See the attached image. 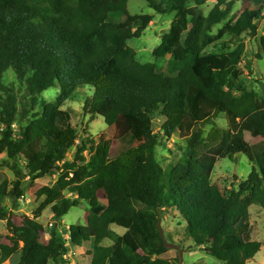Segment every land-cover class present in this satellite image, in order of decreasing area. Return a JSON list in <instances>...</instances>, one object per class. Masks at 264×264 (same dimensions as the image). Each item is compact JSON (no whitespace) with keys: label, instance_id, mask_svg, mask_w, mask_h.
Segmentation results:
<instances>
[{"label":"trees","instance_id":"16d2710c","mask_svg":"<svg viewBox=\"0 0 264 264\" xmlns=\"http://www.w3.org/2000/svg\"><path fill=\"white\" fill-rule=\"evenodd\" d=\"M129 1L0 0V155L7 153L18 177L11 191L6 183L0 187V220L7 221L8 239L16 243L0 242L1 262L19 255L17 264H65L69 252L57 226L45 240L42 223L25 218L16 224L3 205L6 196L16 203L24 195L22 163L32 180L59 173L53 186L37 191L38 198L45 197L41 209L49 208L57 222L81 202L89 204L86 222L92 235L72 227L74 246L90 243L94 257L93 250L111 236L113 225L126 230L105 252V264H171L164 258L168 246L160 227L165 208H175L189 238L220 262L248 264L261 251L262 244L252 239L250 207L264 208V91L235 84L245 74L243 43L222 53L206 50L213 43L212 29L227 18L234 2L250 7L227 32L256 36L264 0H218L208 17L188 7L191 1L200 6L205 0H164L165 7L159 0H145L159 14L175 12L154 52L156 59L179 53L167 73L155 63H140L128 46L153 20L152 15L130 14ZM261 48L264 53V35ZM10 69L26 83L34 105H40L18 131L13 128L17 97L4 83ZM56 86V102H40ZM82 88L93 90L85 110L103 117L110 132L82 139L69 162L66 154L79 135L62 107ZM156 113L165 119L159 132L153 127ZM219 116L228 120L227 131L215 127L206 135L202 126ZM246 128L260 139L246 142ZM174 134L185 141L186 150L167 171L156 150L164 137ZM113 141L120 148L115 158ZM239 154L257 168L237 189L224 193L212 183L213 172L220 159L235 161Z\"/></svg>","mask_w":264,"mask_h":264},{"label":"rangeland","instance_id":"374dc122","mask_svg":"<svg viewBox=\"0 0 264 264\" xmlns=\"http://www.w3.org/2000/svg\"><path fill=\"white\" fill-rule=\"evenodd\" d=\"M231 1L228 0V2ZM159 2L165 7L164 0H159ZM217 3L218 0H205L204 4L197 6L194 1H191L188 7L196 8L202 16L208 17ZM226 7L227 5L224 6V9ZM249 7L250 4L248 2H234L227 18L212 29L210 34L213 43L206 50V53L216 54L232 51L239 43H243L245 45V54L241 67L245 70V74L235 84L238 87H244L249 91L262 94L264 91V53L261 48V38L264 35V16L257 22L258 31L254 37L249 33L236 37L230 35L226 29L229 24H234ZM128 12L132 15L148 14L153 16L152 22L143 35L140 38L129 40L128 46L135 50L137 60L140 63H155L161 71L167 73L169 62L176 60L179 57V53L167 55L162 59H156L154 52L160 46L163 35L170 30L175 18V12L159 14L150 8L148 2L145 0H130ZM113 18L118 19L119 16L113 15ZM258 56L262 58L258 59ZM4 83L7 87L14 90L17 97L18 115L13 128L15 131H18L22 124H25L40 110V105H34L26 90V83L20 82L12 69L6 73ZM59 95V86L53 87L40 96V102H56ZM92 96V89L82 88L75 99L67 101L62 107L71 114L72 124L77 129L79 135L77 144L68 150L66 161L73 162L75 160L77 147L80 145L82 139H97L103 135H108L110 132L109 126L103 117H92L85 110L86 102ZM164 123L165 119L159 113L153 116V127L156 132L162 130ZM215 127L227 131L228 120L224 116H219L218 119L214 120L212 125L202 126L206 135ZM244 134L245 140L249 144L260 139V136H257L249 128L245 129ZM109 137H111V140L113 139L112 135H109ZM223 141H227V134H225ZM185 150V141L178 134H174L170 138H163L161 145L156 150V156L164 170L169 171L179 162ZM119 151L118 144L113 141L111 158H115L119 154ZM12 164L13 161L8 158L7 153L0 155V187L6 183L8 191H11L14 184L18 181V177L11 167ZM20 166L22 169L21 175H24L20 180V187L24 189V195L16 203L8 196L3 200V205L8 208L13 222L20 224L25 218H36L44 227L43 235L45 240L46 238L49 239L50 229L54 225L57 226L58 231L64 236L69 246V252L65 256V264H105L103 262L105 252L114 243V239L118 236H123L126 230L113 225L111 227V236L105 239L95 251L93 250L94 257H92L89 254L91 250L90 243H86L83 247H76L70 241V230L72 227H78L82 233L92 235L86 222L89 204L84 201L81 202L78 207L72 208L61 221L57 222L49 208L41 209L42 204L45 202V197L38 198L37 191L45 186H53L60 177L59 173L55 175L48 174L43 178L32 180L31 177L27 176L25 164L22 163ZM253 168H257V164L252 163L243 154L237 155L235 161L231 158L220 159L213 172L212 183L216 184L224 193H228L230 190L237 189L240 182L248 178ZM101 197L103 198L102 194ZM247 197L245 196L244 198ZM250 213V223L253 229L252 239L260 242L262 248L248 264H264V208L253 205L250 207ZM160 227L168 246V252L164 255V258L168 259L171 264H226L209 255L204 247H197L194 244L193 240L188 236L185 220L175 208H165L162 210ZM8 236L7 221L0 220V242L15 245L16 243L10 241ZM19 245L22 246L23 244L20 243ZM19 259V255H16L5 262H1L0 260V264H17Z\"/></svg>","mask_w":264,"mask_h":264}]
</instances>
